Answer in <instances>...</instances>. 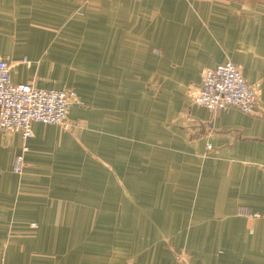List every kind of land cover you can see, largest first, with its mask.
<instances>
[{
    "label": "crops",
    "instance_id": "0c3cea01",
    "mask_svg": "<svg viewBox=\"0 0 264 264\" xmlns=\"http://www.w3.org/2000/svg\"><path fill=\"white\" fill-rule=\"evenodd\" d=\"M0 58L78 94L0 129V264H264V0H0ZM226 61L257 112L191 99Z\"/></svg>",
    "mask_w": 264,
    "mask_h": 264
},
{
    "label": "built area",
    "instance_id": "2783aa9c",
    "mask_svg": "<svg viewBox=\"0 0 264 264\" xmlns=\"http://www.w3.org/2000/svg\"><path fill=\"white\" fill-rule=\"evenodd\" d=\"M26 60V59H25ZM12 65L0 58V129L20 133L25 140L33 136V124H56L70 130L68 114L77 100L73 89L42 88L31 83H15L11 77ZM191 99L212 112L231 107L245 113L258 111L259 88L249 83L240 68L226 61L207 68L200 85L190 89ZM27 143L13 162V171L22 174L26 166ZM240 214L252 216L250 210Z\"/></svg>",
    "mask_w": 264,
    "mask_h": 264
}]
</instances>
